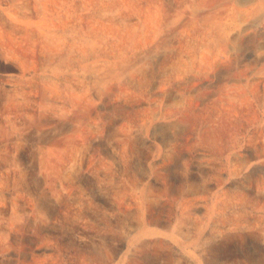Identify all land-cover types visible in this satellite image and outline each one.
Here are the masks:
<instances>
[{"label":"rangeland","instance_id":"374dc122","mask_svg":"<svg viewBox=\"0 0 264 264\" xmlns=\"http://www.w3.org/2000/svg\"><path fill=\"white\" fill-rule=\"evenodd\" d=\"M0 264H264V0H0Z\"/></svg>","mask_w":264,"mask_h":264}]
</instances>
